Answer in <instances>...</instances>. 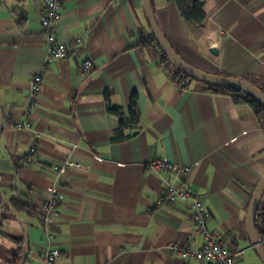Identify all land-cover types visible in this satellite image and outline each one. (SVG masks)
I'll list each match as a JSON object with an SVG mask.
<instances>
[{
	"label": "crops",
	"instance_id": "1",
	"mask_svg": "<svg viewBox=\"0 0 264 264\" xmlns=\"http://www.w3.org/2000/svg\"><path fill=\"white\" fill-rule=\"evenodd\" d=\"M198 1L202 30L168 0H151L173 50L207 74L264 79V0ZM43 9L44 0H0V195L15 213L0 198V264H17L21 242L24 257L26 232L25 264H43L48 250L60 252L57 264H208L174 252L198 251L204 240L190 203L162 201L169 187L200 198L235 264H264L247 231L264 176V122L202 83L186 91L172 83L141 43L151 34L142 0H65L58 36L75 49L62 61L47 60ZM84 61L93 67L81 74ZM37 74L44 82L31 108ZM134 94L139 121L121 128L106 95L128 122ZM157 160L190 171L154 173ZM54 195L61 211L45 227L38 209Z\"/></svg>",
	"mask_w": 264,
	"mask_h": 264
},
{
	"label": "built area",
	"instance_id": "2",
	"mask_svg": "<svg viewBox=\"0 0 264 264\" xmlns=\"http://www.w3.org/2000/svg\"><path fill=\"white\" fill-rule=\"evenodd\" d=\"M65 0H44V9L40 17L41 36L48 46V61H62L69 58L73 53L75 44H65L60 41L59 24L62 19V12ZM93 64L91 61H84L80 64L81 74H86L92 70ZM44 82V77L41 74L35 75L30 83V107L35 108L38 96L41 92V87ZM16 128H31L29 122L18 124ZM37 155V148L33 147L30 151V156L27 159L29 163L35 162L34 157ZM77 168V165H72ZM149 169L154 173L164 172H185L190 171L189 168L177 166L169 162L157 160L149 164ZM55 170H59L55 167ZM164 203H190L192 220L195 228L203 238V247L198 251H193L190 248H181L176 246L173 250L176 254L184 259L195 258L205 260L208 264H235V254L226 246L222 236L218 232H210L207 225L212 219V214L205 208L203 202L197 196H194L189 191L176 190L169 187L164 198ZM61 211V198L57 195L52 196L45 201L38 209L41 223L45 227H49L53 219L59 216ZM60 259L58 250H48L42 257L43 264H57Z\"/></svg>",
	"mask_w": 264,
	"mask_h": 264
},
{
	"label": "trees",
	"instance_id": "3",
	"mask_svg": "<svg viewBox=\"0 0 264 264\" xmlns=\"http://www.w3.org/2000/svg\"><path fill=\"white\" fill-rule=\"evenodd\" d=\"M168 5L170 7H175L180 15L181 18L184 20V22L190 26L193 29L202 30L204 27V21L206 19V13L204 10V5L198 1V0H168ZM142 45L146 47H151L155 50L159 61L160 66L162 67L163 71L165 72L168 79L174 83L176 86H178L181 90L186 91L191 88V85L193 82H195L193 79H191L189 76L184 74L183 72L179 71L177 68H175L169 60L164 56V54L161 52L159 47L157 46L153 35L150 34L149 37H143L141 40ZM223 77H228L226 75H221ZM244 80H247L251 84H253L256 88H258L263 94H264V79H259L255 77H247ZM205 90L208 92L215 94V95H221V96H227L233 100V102L237 105H247L251 108L253 111L255 117L259 120L264 122V109L262 106L255 101L252 97L246 95L245 93L241 92L237 89L232 88H223V87H217V86H211V85H205ZM106 101H107V111L110 114H113L120 118V125L121 128L123 126L130 125V126H136L139 121V114L137 110V96L134 94L131 97V106H130V121L126 122L122 119V109L119 107H116L112 105L109 101L108 95H106ZM129 137V136H125ZM120 138V137H119ZM118 138V139H119ZM257 234L264 242V212L259 207L257 212ZM20 248L16 252L13 253V257L15 258V261L17 264H20L22 257H23V242L20 243Z\"/></svg>",
	"mask_w": 264,
	"mask_h": 264
},
{
	"label": "water",
	"instance_id": "4",
	"mask_svg": "<svg viewBox=\"0 0 264 264\" xmlns=\"http://www.w3.org/2000/svg\"><path fill=\"white\" fill-rule=\"evenodd\" d=\"M142 1H143L146 19H147L148 25L151 30V34L153 35V38L157 46L161 50V52L164 54V56L169 60V62L175 68H177L179 71L183 72L184 74H186L187 76H189L191 79H193L196 82H199L205 85L240 90L246 95L252 97L264 109V94L258 88H256L253 84L248 82L247 80L207 74L187 64L173 50L170 43L166 40L165 36L163 35L162 31L157 25V22L155 20V16L153 13L151 0H142ZM2 120H3V114H2V106H1V101H0V135H1V130H2V126H1ZM263 195H264V176L259 182V184L257 185V188L255 189V192L252 196L249 213L247 217V231H248V236L250 239L251 246L253 250L255 251V253L257 254V256L264 263V247H263V243L259 240V237L256 231L257 212L260 206V202L263 198ZM0 198L10 208V206L7 204V202L4 200V198L1 195H0ZM10 210L12 211L13 214H15L11 208ZM28 253H29V238L26 232V251H25L23 260L21 261L20 264H25L26 259L28 257Z\"/></svg>",
	"mask_w": 264,
	"mask_h": 264
}]
</instances>
